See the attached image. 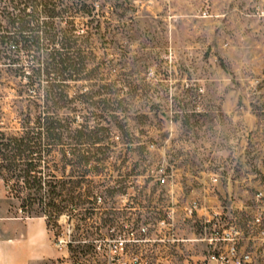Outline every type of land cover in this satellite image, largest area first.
Wrapping results in <instances>:
<instances>
[{
	"label": "rangeland",
	"instance_id": "1",
	"mask_svg": "<svg viewBox=\"0 0 264 264\" xmlns=\"http://www.w3.org/2000/svg\"><path fill=\"white\" fill-rule=\"evenodd\" d=\"M62 1L66 4L72 0ZM86 3L92 4L95 15L90 25L96 28L89 34L85 33V23L90 17L81 16L77 9H69L66 17L74 21L77 34H83L80 38L91 52V67L96 66L100 83L108 84L107 91L114 101L104 111L90 105H68L59 112L75 117L76 122L89 117L94 123L92 115H101L104 125L120 124L126 129L124 134L115 127L113 133L119 138L113 136L103 142L109 148L104 155L98 154L105 162L100 161L92 176L94 191L104 190L106 184L114 185L111 177L116 178L119 167L122 177L129 174L128 180L134 181L127 188L134 198H153L155 193L151 191L157 187L151 183L150 175L165 145L180 164L200 168L212 155L216 159L227 155L229 138L242 129L245 145L264 153V32L258 35L256 30L261 26L264 31V0ZM9 10V0H0V15ZM255 79L260 82L254 86ZM21 84L24 81L0 60V127L8 132L18 129L25 112L34 113V105H41L39 101L34 104L33 89L18 93ZM70 159L69 154L62 159L59 153H52L47 157L49 170L58 178L75 179ZM12 183L10 180L8 186ZM67 187L68 184L63 192L65 199ZM0 188L5 191L11 216H48L49 212L45 213L37 203L23 206L14 191L9 193L2 178ZM87 188L74 192L81 195L82 202ZM74 202H60L58 198L47 210H62L60 215H65L74 227L75 241H91L98 220L79 221L72 209L85 204ZM64 220L58 218L57 222L54 216L49 219L53 235L59 233ZM83 245H72V260L90 259L93 255V248Z\"/></svg>",
	"mask_w": 264,
	"mask_h": 264
},
{
	"label": "built area",
	"instance_id": "2",
	"mask_svg": "<svg viewBox=\"0 0 264 264\" xmlns=\"http://www.w3.org/2000/svg\"><path fill=\"white\" fill-rule=\"evenodd\" d=\"M229 146L227 155H212L200 168L180 164L162 146L150 175L157 189L148 200L132 196L127 188L134 181L129 174L122 177L118 167L114 185L97 191L93 185L91 197L78 203L85 205L72 209L79 221L98 220L91 241L73 239L74 227L62 211L54 216L57 222L65 219L59 233L53 235L48 224L60 253L55 264H156L151 257L156 253L201 255L189 264H264V153L245 145L242 129L229 138ZM74 243L91 246L90 259L72 260Z\"/></svg>",
	"mask_w": 264,
	"mask_h": 264
},
{
	"label": "trees",
	"instance_id": "3",
	"mask_svg": "<svg viewBox=\"0 0 264 264\" xmlns=\"http://www.w3.org/2000/svg\"><path fill=\"white\" fill-rule=\"evenodd\" d=\"M86 1L64 4L62 0H9L11 10L0 15L6 22L0 20V60L7 70L24 81L18 93L31 88L35 92L34 104L41 103L34 105V113H24L17 130L8 132L0 127V178L23 206L37 203L45 213L49 212L47 224L62 211L47 210L58 198L60 202L80 203L81 195L74 192L84 186L88 187L85 197H91L92 176L101 160L98 154L104 155L109 148L103 142L111 138L115 127L126 134L118 122L119 125H104L101 115H92L94 123L89 117L76 122L75 117L59 112L68 105H90L104 111L114 101L107 91L108 84L100 83L96 66L91 67V52L80 38L83 34H77L74 21L66 17L69 9L90 17L85 23V33L89 34L96 26H91L94 7ZM54 152L62 159L67 154L71 156L69 162L74 168L72 173L76 172L75 179L58 178L49 170L47 157ZM10 180L13 183L8 186ZM67 184L65 199L63 192Z\"/></svg>",
	"mask_w": 264,
	"mask_h": 264
},
{
	"label": "crops",
	"instance_id": "4",
	"mask_svg": "<svg viewBox=\"0 0 264 264\" xmlns=\"http://www.w3.org/2000/svg\"><path fill=\"white\" fill-rule=\"evenodd\" d=\"M255 30V28H254ZM262 35L261 26L256 28ZM5 191L0 188V264H55L60 253L54 248L52 235L44 216H16L10 214ZM200 254L156 253L153 263L189 264Z\"/></svg>",
	"mask_w": 264,
	"mask_h": 264
}]
</instances>
